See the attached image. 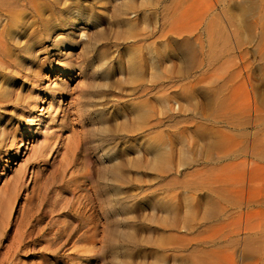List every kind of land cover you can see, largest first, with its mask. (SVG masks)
Wrapping results in <instances>:
<instances>
[{
	"label": "rangeland",
	"instance_id": "374dc122",
	"mask_svg": "<svg viewBox=\"0 0 264 264\" xmlns=\"http://www.w3.org/2000/svg\"><path fill=\"white\" fill-rule=\"evenodd\" d=\"M0 264H264V0H0Z\"/></svg>",
	"mask_w": 264,
	"mask_h": 264
},
{
	"label": "bare ground",
	"instance_id": "6f19581e",
	"mask_svg": "<svg viewBox=\"0 0 264 264\" xmlns=\"http://www.w3.org/2000/svg\"><path fill=\"white\" fill-rule=\"evenodd\" d=\"M83 148V144H82V141L81 140H79V142L77 143V146L75 147V150L77 149V150H79L80 148V146ZM57 150V149H56ZM55 150V152L57 153L58 152V150L56 151ZM76 153V152H75ZM77 155V154H76ZM75 155V156H76ZM66 169H64V171H65ZM72 178V177H71ZM68 182V181H67ZM70 188H72V193L73 192H78V191H84V188H83V186L81 185V184H77V183H75V184H73V185H71L70 186ZM97 190V189H96ZM108 192V188H105L104 186H101V187H99V189H98V194L99 195H105V193H107ZM84 197L85 198H87V200H86V202H89V199L91 198L89 195H84ZM71 199V198H70ZM62 201L63 200H60V199H58L57 198V195H55V198L52 200V202H51V204H50V206H49V208H50V211L51 212H54V210H55V207L56 206H58L59 204H61L62 203ZM69 204V203H68ZM64 205H65V202H64ZM62 207H63V203L60 205V208L59 209H62ZM65 207H66V205H65ZM65 210V209H64ZM70 210V209H69ZM102 210V209H101ZM58 212H61V211H58ZM66 214H68V216H69V213L68 212H65ZM48 214V213H47ZM71 218L73 217V216H70ZM67 227V226H66ZM69 228V227H68ZM71 228V227H70ZM78 228H79V225H77V226H75L74 227V229L70 232V233H75L77 230H78ZM71 236V235H70ZM70 236L68 237V239L70 238ZM23 237V236H22ZM58 238H56V240H57ZM55 240V241H56ZM31 241H28V242H26L25 241V239H24V237H23V239H21V238H18V239H16V241H14L13 240V242L11 243V245H12V247L13 246H15L16 248H17V250H19V249H21L22 247H24V246H26V245H28V243H30ZM10 245V246H11ZM12 249V248H11ZM17 250H16V252H17ZM15 252V253H16Z\"/></svg>",
	"mask_w": 264,
	"mask_h": 264
}]
</instances>
